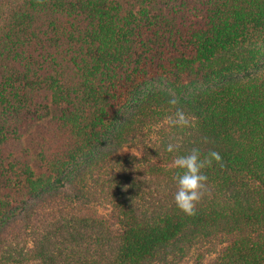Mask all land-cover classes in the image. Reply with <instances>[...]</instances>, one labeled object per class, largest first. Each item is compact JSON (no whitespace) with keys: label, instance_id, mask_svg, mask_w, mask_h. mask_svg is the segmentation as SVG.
Returning a JSON list of instances; mask_svg holds the SVG:
<instances>
[{"label":"trees","instance_id":"1","mask_svg":"<svg viewBox=\"0 0 264 264\" xmlns=\"http://www.w3.org/2000/svg\"><path fill=\"white\" fill-rule=\"evenodd\" d=\"M180 263L264 264V0H0V264Z\"/></svg>","mask_w":264,"mask_h":264},{"label":"clouds","instance_id":"2","mask_svg":"<svg viewBox=\"0 0 264 264\" xmlns=\"http://www.w3.org/2000/svg\"><path fill=\"white\" fill-rule=\"evenodd\" d=\"M169 105H176L177 100L171 98L168 100ZM167 122L170 126L177 128H184L189 126V119L185 113L177 109L175 116L168 117ZM167 152L173 151V145L168 144L165 149ZM220 162L221 157L219 153L211 151L207 156L201 158L199 150H192L185 155H177L174 158L173 164L178 170L175 182L177 190L174 195V202L176 207L185 215H195L196 204L200 201L202 196V189L207 181L206 175L203 174L202 169L211 165L212 161Z\"/></svg>","mask_w":264,"mask_h":264},{"label":"rangeland","instance_id":"3","mask_svg":"<svg viewBox=\"0 0 264 264\" xmlns=\"http://www.w3.org/2000/svg\"><path fill=\"white\" fill-rule=\"evenodd\" d=\"M134 153V149L131 147V145H123L118 150L112 149L110 146H106L105 149H99V152L97 156H100L103 161H113L114 159H124L125 162H128L131 159V155ZM93 207L95 204H90ZM100 211H105L106 208H98ZM181 264V263H180Z\"/></svg>","mask_w":264,"mask_h":264}]
</instances>
